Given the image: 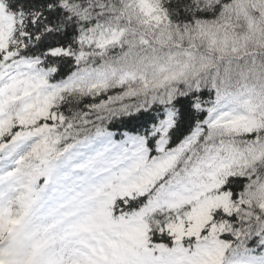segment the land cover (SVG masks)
I'll use <instances>...</instances> for the list:
<instances>
[{"label": "snow or ice", "instance_id": "snow-or-ice-1", "mask_svg": "<svg viewBox=\"0 0 264 264\" xmlns=\"http://www.w3.org/2000/svg\"><path fill=\"white\" fill-rule=\"evenodd\" d=\"M0 264H264V0H0Z\"/></svg>", "mask_w": 264, "mask_h": 264}]
</instances>
